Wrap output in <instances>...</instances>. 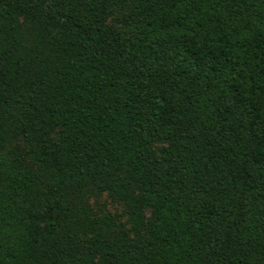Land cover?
Returning <instances> with one entry per match:
<instances>
[{
    "label": "trees",
    "instance_id": "trees-1",
    "mask_svg": "<svg viewBox=\"0 0 264 264\" xmlns=\"http://www.w3.org/2000/svg\"><path fill=\"white\" fill-rule=\"evenodd\" d=\"M0 264H264V0H0Z\"/></svg>",
    "mask_w": 264,
    "mask_h": 264
},
{
    "label": "rangeland",
    "instance_id": "rangeland-1",
    "mask_svg": "<svg viewBox=\"0 0 264 264\" xmlns=\"http://www.w3.org/2000/svg\"><path fill=\"white\" fill-rule=\"evenodd\" d=\"M92 205L94 207L100 206L103 210L116 214L119 222H123L126 218L122 205L116 201H112L108 196H106V194H102L96 202H92Z\"/></svg>",
    "mask_w": 264,
    "mask_h": 264
}]
</instances>
